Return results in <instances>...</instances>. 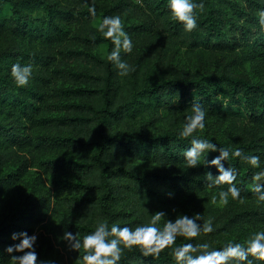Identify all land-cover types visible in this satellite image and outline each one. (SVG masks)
<instances>
[{"label": "trees", "instance_id": "1", "mask_svg": "<svg viewBox=\"0 0 264 264\" xmlns=\"http://www.w3.org/2000/svg\"><path fill=\"white\" fill-rule=\"evenodd\" d=\"M75 1L0 0V172L19 152L32 147V124L42 113L47 90L54 81L81 82L86 87L71 88L64 94L86 102L66 104V117L46 120L53 129L71 134L60 141L74 153L67 164L77 178L71 190L80 196L61 197L54 206L68 231L82 237L94 231L101 220L109 225L117 222L135 226L158 210L166 212L159 222L162 227L167 219H175L169 212L183 198L197 196H204L203 221H211L215 231L194 238L181 237L176 245L191 239L193 243L207 241L212 247H222L227 242L220 241L224 234L264 230V203H258L249 188L258 169L229 157L224 163L237 169L236 183L243 199L229 197L227 204L216 206L211 196L227 185L208 186L204 174L211 171L215 175L217 170L204 163L203 157L201 164L187 168L182 152L190 146L191 137L178 135L184 118L191 113V96L196 93V102L207 110L206 116H225L222 119L230 131L226 136H203L202 129H197L193 135L212 139L222 147L258 154L264 162V27L259 22L264 0H204L203 11L196 10L198 27L191 32L171 16L167 0H141L151 22L125 29L134 42L143 41L152 31L159 32L163 36L160 58L151 64L149 55L122 51V57L134 68L125 77L119 76L107 60L112 48L110 39L75 35V30L81 22L101 21L105 15H134L138 7L131 2L116 3L92 17L88 11H77ZM7 6L11 12L3 15ZM70 40L98 52L64 48L60 55L82 64L83 69L51 68L53 48ZM176 47L231 58L218 60L212 72L193 73L171 66ZM17 61L35 66L32 79L24 87L17 86L11 76V65ZM226 101L242 106L244 115L222 113L218 107ZM164 111L167 116H163ZM218 154L209 152L206 159ZM20 177L0 176V258L4 264H10L5 248L19 242L11 239L13 232L36 233L39 224L54 215L43 205L27 212L4 205ZM170 191L175 195L169 197ZM176 245L163 249L158 256L147 257L138 246L124 248L118 264H176L171 255Z\"/></svg>", "mask_w": 264, "mask_h": 264}, {"label": "clouds", "instance_id": "2", "mask_svg": "<svg viewBox=\"0 0 264 264\" xmlns=\"http://www.w3.org/2000/svg\"><path fill=\"white\" fill-rule=\"evenodd\" d=\"M88 12L92 17L96 16V5L88 2ZM167 7L171 16L182 23L185 31L191 32L198 27V12L204 9V0H167ZM259 22L264 27V9L259 11ZM98 31L105 38L110 39L112 48L107 54V60L118 70L121 77L134 71L133 66L127 58L122 57L124 53H132L134 48L133 37L125 29L122 18L117 15H105L97 26ZM34 64L32 62L16 63L11 65V76L17 86L24 87L29 84L33 77ZM207 110L198 102H193L191 113L184 118L179 137H191L190 146L185 148L182 156L187 168L196 167L201 164V157L204 163L215 166L217 173L211 171L204 174L209 187L227 185L220 187L218 193L211 196L213 204L218 201L222 204L240 199L241 188L236 180L238 171L234 167L225 166L229 157L239 158L246 161L254 168L249 188L255 195L258 203H264V167H261L262 160L258 154H246L241 148L222 147L212 139L200 138L193 135L197 129H204ZM209 152H218L211 160H207ZM172 197L174 192H168ZM166 217L164 210L150 213V217L135 226L125 224L121 226L117 222L109 225L108 221L101 220L94 228L84 234L64 231L59 240L64 241L69 250L85 251L81 257L82 264H118L124 248L132 249L138 246L139 251L145 257L158 256L160 252L176 245L177 237L194 238L201 233H212L215 226L211 221H203L200 212L192 215L179 214L175 219H167L162 227L159 222ZM203 221V222H202ZM13 241H19L8 245L5 251L10 254V264H57L50 259H39L35 245L38 239L36 233L29 234L27 231L13 232ZM18 253V254H13ZM171 255L176 264H257L264 261V230L252 232L243 242L227 241L222 247H212L209 242L193 243L191 239L171 248ZM0 264H4L0 258Z\"/></svg>", "mask_w": 264, "mask_h": 264}, {"label": "rangeland", "instance_id": "3", "mask_svg": "<svg viewBox=\"0 0 264 264\" xmlns=\"http://www.w3.org/2000/svg\"><path fill=\"white\" fill-rule=\"evenodd\" d=\"M96 5V12L111 7L116 3L131 2L138 8L134 15H126L122 18L124 27L131 25H146L150 21V15L145 9L141 0H88ZM77 11H88V3L85 0H76L74 3ZM11 9L6 7L3 15L9 14ZM101 21L97 20L89 24L81 22L77 25L75 35H101L98 31V24ZM163 36L152 31L150 35L142 41H135L132 54L149 55L151 64L159 61L162 48ZM5 42H2L1 46ZM85 49L91 53L98 51L84 43L76 40H70L65 45H57L51 51V68H60L67 70H82V64L76 61L66 60L60 55L63 49ZM172 65H178L180 68L193 73L204 74L212 72L216 67V62L219 60L225 62L231 58L223 54H214L204 51H187L184 48H175L173 50ZM224 60V61H223ZM86 87L84 83L71 81L67 79H56L48 91V99L42 113L36 117L32 124L31 133L33 137L32 147L19 152L16 157L10 162L1 172L0 176L7 174L21 175L20 183L9 193L4 205L10 207L13 211H30L32 208L43 205L44 210L54 214L44 223L39 224L36 234V251L39 259H50L57 264H82L81 254L83 250H69L64 241L58 239L64 231H68L67 224L59 217L58 211H54V206L61 197H78L75 191L71 190V184L76 182V175L73 173L67 160L74 156L71 149L62 146L60 139L70 136L66 131H57L51 127L46 120L56 117H66L68 112L65 109L66 104L86 102L83 98H71L64 94V91L71 88ZM193 102L199 100L196 93L191 96ZM218 109H222V113L232 114L238 117L244 115L245 111L240 105L228 104L227 101L220 104ZM163 116H167L165 111ZM223 114V115H225ZM225 116H206L205 128L202 129V135L207 133H216L221 136H226L229 130V124L222 118ZM227 130V131H225ZM22 170L25 171L22 174ZM43 181L41 185L40 183ZM42 187L38 190L36 187ZM37 192L40 195H37ZM204 196H197L195 199L190 197L183 198L176 208L170 211L173 218L179 214L192 215L196 212L202 214L204 205ZM216 206H223L222 203H215ZM53 208V209H51ZM250 234L242 231H233L224 234L220 241H238L243 242ZM182 238L177 237V241Z\"/></svg>", "mask_w": 264, "mask_h": 264}]
</instances>
